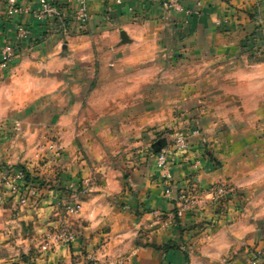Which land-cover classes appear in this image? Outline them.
<instances>
[{
    "label": "crops",
    "instance_id": "1",
    "mask_svg": "<svg viewBox=\"0 0 264 264\" xmlns=\"http://www.w3.org/2000/svg\"><path fill=\"white\" fill-rule=\"evenodd\" d=\"M20 1L30 10L39 6L37 0ZM50 1L66 16L77 5ZM179 1L181 10L165 11L161 0H87V30L68 35L28 12L0 21V50L16 46L8 66H0V76L10 79L0 91L5 110H52L30 102L46 94L59 96L61 112V151L46 154L39 166L49 184H39L36 204L21 207L0 186V264H248L255 248L264 254V0ZM4 4L0 0V8ZM19 27L26 36L17 42ZM106 47L121 55L113 60L101 53ZM131 48L135 54L128 53ZM166 48L171 51L165 55ZM108 58L123 68L103 74ZM134 63H144L142 94L163 95L170 82L172 94L187 92L200 105L202 122L185 113L189 123L180 129L197 133L188 151L174 157L167 182L150 151L112 156L115 151L101 147L117 142L109 139L113 122L100 116L123 110L122 96L133 88L115 83L131 78L127 69ZM181 78L189 85L181 86ZM99 95L108 97L100 101ZM85 99L97 112L92 118L79 114ZM180 102L173 98L171 108ZM212 108L219 118L204 122ZM7 123L12 135L26 124ZM5 133L0 159L19 157L18 148L3 141ZM219 180L234 191L225 209L205 194ZM187 182L202 192L201 199L177 218L175 195ZM61 197H76L80 204L65 217L75 233L69 244L51 240Z\"/></svg>",
    "mask_w": 264,
    "mask_h": 264
},
{
    "label": "rangeland",
    "instance_id": "2",
    "mask_svg": "<svg viewBox=\"0 0 264 264\" xmlns=\"http://www.w3.org/2000/svg\"><path fill=\"white\" fill-rule=\"evenodd\" d=\"M127 51L128 53L133 54H135L136 52L133 48ZM170 51V48H166L161 53H165L166 55L169 54ZM101 53L110 54L113 57V60L116 59L118 55H121L118 50H115V48L110 47L104 48ZM105 61L107 62H103V64H101V72L103 74L107 75L108 72L113 73V71H116L118 69V66L120 67V69L123 68L122 63L112 64L110 58L105 59ZM143 65L144 63H134L127 69V73L131 74L130 79H116V86L123 87L131 85V87L133 88L132 94H126L122 96L123 110L116 111L114 113H111L110 111V115L103 114L100 116L110 119L113 122V126L108 127L110 133L109 139L116 140L117 142L116 144H113L109 141V143H105L103 144V146H101H106L104 148L105 150L111 149V152L115 151L114 155L112 156H116L120 152H125L127 154L134 155L140 154L141 152L149 151V146L154 140L161 137H165L166 135H168L169 132L178 130L180 129V127L188 126L189 119H187L188 117L187 115H185V113H189L193 118L197 119L199 122L203 121V119H201L202 114L196 110L200 105L196 104L197 101H194L192 99L194 98L193 95H188L187 92H184L183 94L181 93L180 95L172 94L170 92V82L164 83L165 86H168L169 90L163 95L156 96L142 94L141 92L143 90V87H147L146 81L145 79H143L142 74ZM183 79L184 78H181L180 85L188 86L189 81ZM9 81L10 79L8 75L4 77L0 76V91L7 89V87L5 88V86H9ZM109 81L111 82L112 80ZM156 81L157 80H154V82ZM111 85L112 84H110V86ZM198 96L201 97L204 95L201 94ZM207 96L210 97L209 95H206L205 97ZM34 97L33 100H30L31 104H40L44 107L50 106V108L53 107L52 110L48 111L38 109L36 111L33 110L30 112L27 110H22L20 112L8 111L5 110L4 104L1 103L3 101L0 100V124H3V132H6L5 134L8 137V139L3 138V141H7L8 144L6 143V145H8L10 148L11 145L18 148L19 153V157H15L14 159H11L9 157H1L0 164H2V168L8 165L14 168H25V170L27 171L26 174L29 178L32 179L33 182L38 185H44L49 184L47 181L48 179L44 180L45 177L44 175L40 174L39 166H42L43 163L46 162L44 161L46 159V154H53L54 157V155L59 154L61 151L60 128L56 123V121H58L61 117V112L59 111V96L45 94L39 97ZM96 97L101 101V99L107 98L108 96L99 95ZM157 98L158 100L155 101V99ZM173 98H179L181 99V102L180 105L171 108V102ZM69 102L71 103V101L65 102V104L68 103V107L70 105ZM216 104H218V102H216ZM91 108L92 101H87L85 99L83 101V111L79 112V114H83V117L86 118H92L93 115L97 114V112L92 111ZM72 114L73 112L71 113L70 111H68L67 115L71 116ZM62 115L66 114L62 113ZM219 116L220 112L215 111L212 108V111H210L209 115L204 119V122L214 121L215 119L219 118ZM14 119L18 121H24L26 124L25 127L19 130L18 134L15 133V129L14 134L12 135L13 130L7 127L6 124H8L7 122L13 121ZM175 120L181 123L175 126ZM122 123L127 124V126L125 124L122 125ZM84 129L90 132L92 128L89 127ZM95 130H98V128H95ZM104 130H106V128ZM3 143L4 142H2V144ZM80 149L83 150V147L80 146ZM37 150H41V153L44 155L39 154V156L35 158L34 154H37ZM9 156L11 157V153ZM40 194L42 195V193ZM40 194L38 195L40 196ZM39 196H37V198H39ZM6 257L8 259V255ZM8 263L14 264V261H8L7 263L5 261V264Z\"/></svg>",
    "mask_w": 264,
    "mask_h": 264
},
{
    "label": "built area",
    "instance_id": "3",
    "mask_svg": "<svg viewBox=\"0 0 264 264\" xmlns=\"http://www.w3.org/2000/svg\"><path fill=\"white\" fill-rule=\"evenodd\" d=\"M37 10H30L28 6L21 3L20 0H5V4L0 8V21L11 18L14 15L28 12L42 21H52L59 28L63 35H68L70 31L85 32L89 23V13L87 8V0H76L77 5L71 8L70 16L57 9L50 0H37ZM120 1V0H115ZM189 1V0H186ZM195 1L199 4L198 0ZM163 10H181L182 5L179 0H161ZM26 36V29L19 27L16 40H22ZM16 46L6 45L0 50V66L6 67L14 58ZM3 124H0V136L3 133ZM197 133V130L186 132L183 129H178L164 135L168 142L159 150L154 151L149 146V151L155 154L156 167L160 172L163 180L167 182L171 178L170 169L173 165L174 157L182 155L188 151L191 134ZM154 151V152H153ZM27 171L22 168H14L6 166L0 172V186L5 193L10 196L19 206L25 207L34 205L37 202L39 185L32 181L26 174ZM83 189V188H82ZM164 193L171 195V190L166 187ZM201 191L187 182V184L177 190L174 199L173 215L181 218L187 212L193 210L201 199ZM234 191L227 181H215L207 186L205 194L217 206L222 209L232 200ZM80 208V204L76 197L64 198L61 197L56 201V212L60 217L59 224L51 234V240L57 244H69L75 238V233L71 226L66 221L65 217L75 214ZM248 264H264V254L261 249L255 248L249 258Z\"/></svg>",
    "mask_w": 264,
    "mask_h": 264
},
{
    "label": "water",
    "instance_id": "4",
    "mask_svg": "<svg viewBox=\"0 0 264 264\" xmlns=\"http://www.w3.org/2000/svg\"><path fill=\"white\" fill-rule=\"evenodd\" d=\"M120 38L122 42L128 41L127 35L124 31L120 32ZM165 143H166L165 137L158 138L151 143V148L154 151H159L165 146Z\"/></svg>",
    "mask_w": 264,
    "mask_h": 264
},
{
    "label": "trees",
    "instance_id": "5",
    "mask_svg": "<svg viewBox=\"0 0 264 264\" xmlns=\"http://www.w3.org/2000/svg\"><path fill=\"white\" fill-rule=\"evenodd\" d=\"M154 152V151H153Z\"/></svg>",
    "mask_w": 264,
    "mask_h": 264
}]
</instances>
